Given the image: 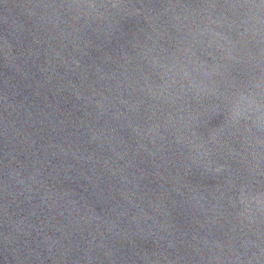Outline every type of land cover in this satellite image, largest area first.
I'll list each match as a JSON object with an SVG mask.
<instances>
[{
  "label": "water",
  "instance_id": "water-1",
  "mask_svg": "<svg viewBox=\"0 0 264 264\" xmlns=\"http://www.w3.org/2000/svg\"><path fill=\"white\" fill-rule=\"evenodd\" d=\"M0 264H264V0H0Z\"/></svg>",
  "mask_w": 264,
  "mask_h": 264
}]
</instances>
